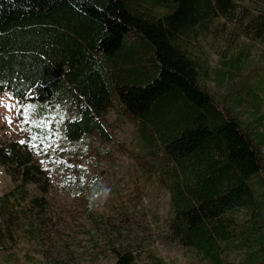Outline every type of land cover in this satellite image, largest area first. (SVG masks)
Instances as JSON below:
<instances>
[{
    "label": "trees",
    "instance_id": "trees-1",
    "mask_svg": "<svg viewBox=\"0 0 264 264\" xmlns=\"http://www.w3.org/2000/svg\"><path fill=\"white\" fill-rule=\"evenodd\" d=\"M207 30L224 57L239 37L264 40V13L236 0H0V91L62 110L63 143L76 158L108 147L110 155L125 153L136 170L131 203L150 185L164 189L167 236L190 257L264 264V133L236 114L240 92L220 99L206 87L221 69L188 44ZM246 90L257 107L261 97ZM112 106L135 123L129 149L108 128ZM20 141H0V166L12 181L0 194V251L41 215L52 186ZM81 190L89 208L101 192L98 178ZM108 257L142 264L128 244L109 245Z\"/></svg>",
    "mask_w": 264,
    "mask_h": 264
},
{
    "label": "rangeland",
    "instance_id": "rangeland-1",
    "mask_svg": "<svg viewBox=\"0 0 264 264\" xmlns=\"http://www.w3.org/2000/svg\"><path fill=\"white\" fill-rule=\"evenodd\" d=\"M236 1L247 5L254 14L264 13V0ZM212 27L210 24L209 28ZM210 41L207 30L188 44L192 52L205 56L211 67L221 69L217 79L210 74L206 87L220 99V95L231 97L228 89L240 92L244 104L232 101L236 114L252 131L264 133V40L239 37L224 57L213 51L219 42L214 40L210 46ZM232 55H240L238 64L230 60ZM248 86L261 97L257 107L250 103L253 97L246 90ZM6 94L10 92L0 91L4 100L0 105V141L25 140L40 163L43 161L52 186L43 198L37 220L24 221L14 239L7 242V248L0 251V264H111L108 246L122 244H128L142 264H158L151 253L164 264H205L168 238L169 198L164 189L150 185L138 204L131 203L128 193L136 170L125 153L115 151L110 155L112 147H108V152L99 154L92 150L76 158L63 143L62 110L54 104L31 102L34 108L28 114L29 122L22 124L16 109L8 111L5 107H19L22 102L17 98L8 100ZM6 118L13 123L9 124ZM105 118L115 139L126 149L135 146V123L124 112L112 106ZM41 120L47 122L43 127L38 126ZM31 137L36 139L32 141ZM79 168L84 170L83 179ZM94 177L99 180L101 192L88 208L81 187ZM11 185V178L0 166V194Z\"/></svg>",
    "mask_w": 264,
    "mask_h": 264
},
{
    "label": "snow or ice",
    "instance_id": "snow-or-ice-1",
    "mask_svg": "<svg viewBox=\"0 0 264 264\" xmlns=\"http://www.w3.org/2000/svg\"><path fill=\"white\" fill-rule=\"evenodd\" d=\"M7 95V98H8V100H13V99H15V97L14 96H12L11 94H6ZM4 104V100H3V98H0V105H3ZM5 107H6V109L8 110V111H12V109L13 108H15L16 109V111H17V113L21 116V123L22 124H26V123H28L29 122V119H30V117H29V113L33 110V108H34V106L33 105H31V104H27V105H25V104H23V103H20V106L19 107H16V105H14V104H7V105H5ZM7 119V122L9 123V124H11V123H13V121H12V119L11 118H6ZM33 123H36V121L35 120H33L32 121ZM46 121H43V120H41V121H39V124H38V126H41V127H43V126H45L46 125ZM36 139V137H31V140L32 141H34ZM20 143H25V141H20ZM33 147H35V145H33ZM42 163H43V161H42Z\"/></svg>",
    "mask_w": 264,
    "mask_h": 264
},
{
    "label": "bare ground",
    "instance_id": "bare-ground-1",
    "mask_svg": "<svg viewBox=\"0 0 264 264\" xmlns=\"http://www.w3.org/2000/svg\"><path fill=\"white\" fill-rule=\"evenodd\" d=\"M137 185V184H136ZM139 192V191H138ZM93 217V216H92ZM37 220V219H36ZM111 248V247H110ZM117 249V248H116Z\"/></svg>",
    "mask_w": 264,
    "mask_h": 264
}]
</instances>
